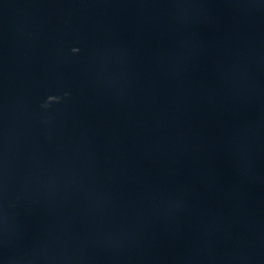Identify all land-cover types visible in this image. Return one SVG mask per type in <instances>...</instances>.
Masks as SVG:
<instances>
[{"label":"water","instance_id":"water-1","mask_svg":"<svg viewBox=\"0 0 264 264\" xmlns=\"http://www.w3.org/2000/svg\"><path fill=\"white\" fill-rule=\"evenodd\" d=\"M0 264H264L263 129L120 0H0Z\"/></svg>","mask_w":264,"mask_h":264},{"label":"clouds","instance_id":"clouds-1","mask_svg":"<svg viewBox=\"0 0 264 264\" xmlns=\"http://www.w3.org/2000/svg\"><path fill=\"white\" fill-rule=\"evenodd\" d=\"M72 51H73V52H76V51H78V50L75 49V48H73ZM53 100H59V97H48V102H51V101H53ZM43 106L46 107V106H47V102H46L45 105H43Z\"/></svg>","mask_w":264,"mask_h":264}]
</instances>
